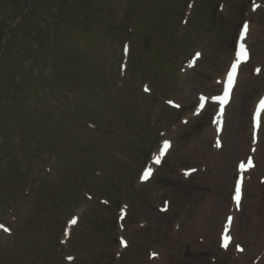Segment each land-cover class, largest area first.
I'll use <instances>...</instances> for the list:
<instances>
[{
  "label": "rangeland",
  "instance_id": "374dc122",
  "mask_svg": "<svg viewBox=\"0 0 264 264\" xmlns=\"http://www.w3.org/2000/svg\"><path fill=\"white\" fill-rule=\"evenodd\" d=\"M73 1L0 0V154L8 153L5 160L0 162V221L14 217L23 201L18 221L12 227L14 234L0 237V264H21L26 256L29 264H57L54 245L64 219L70 215L66 209L68 198L76 195V202L82 201L78 208L85 207L87 203L81 193L83 189L96 192L98 198L109 197L111 201L115 200L114 207L108 209L88 205L93 206V214L84 215V224L88 217H96L93 222L96 228L92 234V243L79 240V232L74 236V251L93 253L91 264H104V261L108 263L117 253L120 231L116 224L115 206L119 198L122 203H130L127 223L131 227L123 235L129 237L133 245L123 256L122 264H146L148 259L144 249L149 247L161 254L163 264H209L210 257H218V253H214L215 236L212 238L205 234L204 238L209 243L207 249L196 244L198 236L194 232H202L205 222H210L208 229H215L218 225L217 229L212 230L215 235L220 230L224 210L217 212V217L214 212L219 210L218 205L217 210L214 208L209 217L208 211L202 208V203L211 195L210 185L204 181V177H213L214 172H210L212 168L207 166L205 173L193 176L185 184L180 181L182 179L177 181V176L171 183L174 177L169 175V183L165 182L164 186L170 184V187H162L155 178L151 183L139 187L134 184L135 176L146 160L148 146L142 151L137 150L140 145L135 146L130 156L126 153L128 161L121 154L119 165L114 158L118 155L117 148H122L120 152H124L122 144L132 142L130 138L139 135V131V137H143V128L155 137L159 126L164 125L161 123L163 120H172L175 124L178 119L174 117V113L166 115L163 111L156 114L157 119L151 117V110L158 104L154 96L149 95L148 99L143 96L140 84L146 78H152L147 82L152 83V93L169 97L174 91L172 83L178 78L181 63L188 60L193 51L200 50L204 60L189 74L187 82L183 84V91L179 90L175 94L179 95L178 98L184 104L189 105L194 103L197 92L208 95L217 93L219 90L212 79L217 75H211L225 70L231 59L237 30L249 17L251 26H254L249 41L253 61L242 69L228 114L225 139L228 138L223 145L227 148L223 156L226 157L228 153L227 156L232 158H229L232 160L231 166L228 164L230 161L221 162L225 166L228 164L230 171L234 169L240 149L237 139H241L240 135H233L234 130L240 125L238 121L247 120L253 101L264 90V0H255L262 5L255 13H251L249 0H225L223 15L212 16L217 0H151L152 4L149 6L146 4L147 0ZM188 2L195 6L196 14H192L193 18L188 19L189 25L184 27L180 17H189ZM167 4H171L168 12L165 11ZM136 11L137 16L141 13L142 21H138L134 28L133 21L129 19ZM67 20L70 23H66ZM101 21L104 22L98 27ZM128 28L133 32L127 33ZM69 32L73 40L68 36ZM181 35L185 37L182 44L179 43ZM124 37L129 38L132 50L125 74L118 69ZM190 38H194L195 43H190ZM149 40L150 45H155L152 49L147 48ZM54 50L57 53L54 57L57 63L53 67L49 56ZM254 62L263 67L259 76L253 74L256 66ZM60 64L62 70L56 67ZM39 69L44 73L43 90L46 94L36 97L32 95L30 100V81L27 82L22 74L36 76ZM121 75L126 76L121 78ZM54 81L61 83L58 86L51 85ZM120 85L123 86L121 89ZM197 85L201 86L196 87ZM25 96L28 98H24ZM151 97L153 104L149 101ZM23 98L30 111L35 112L36 103L43 106L41 115L47 117L43 123L56 132L52 131L50 134L47 127L40 126L31 117L30 130L24 127L29 123L26 113L23 120L16 118L15 114L16 102ZM158 106L162 108L161 105ZM7 112L15 117H11L12 121H20L18 123H21V127L14 129L12 122H4L3 115ZM210 113L211 110L179 130L177 145L170 156L174 168L197 167L202 162H210L209 134L214 136L212 129L209 134L206 132ZM62 116L68 117L67 120ZM86 122L99 127V132L93 134ZM44 130L45 134L50 135L44 138L45 143L40 146L35 140L43 136ZM251 133L250 130L248 135H244L243 141L248 146L243 150V155L250 144L254 145ZM6 135H9L11 141L7 145L4 139ZM151 142L154 143L153 138L149 139V143ZM185 146L189 149L187 154L183 153ZM54 156L57 157L59 167L47 177L44 168L52 167ZM100 159L108 163V166L102 164ZM84 161L91 167L86 177L87 167L84 169ZM229 169L224 172V176L217 175L215 181H222L228 186ZM260 174L261 171L255 173L253 178L256 180ZM65 177L71 183L64 182ZM35 178L36 182L33 183ZM178 184L183 186L176 188ZM31 185L29 195L23 197L24 191ZM111 185L118 189H112ZM211 187L214 188V184ZM108 190L115 192L116 197L111 198ZM152 191L156 193L155 198L150 197ZM164 195L170 199L172 209L169 215L161 217L155 213L154 207L160 205ZM222 201L226 206L227 200L223 198ZM260 201L264 202V199ZM183 203L187 206L186 222L181 229L184 235L171 238L168 234L169 224ZM252 204H255L253 199L247 200L244 210L245 206L250 209ZM55 205L65 208L63 216ZM257 212L259 217L249 224L252 235L261 223V233H264V203L258 207ZM213 215L216 216V223L214 220L207 221ZM249 215L246 211L243 219ZM140 221L144 222L145 228L137 227ZM243 226L242 222L239 229L241 237ZM263 240L264 235L261 241ZM138 245H141L144 252ZM261 246L263 244L258 247ZM227 262L225 257L218 264H229Z\"/></svg>",
  "mask_w": 264,
  "mask_h": 264
},
{
  "label": "trees",
  "instance_id": "16d2710c",
  "mask_svg": "<svg viewBox=\"0 0 264 264\" xmlns=\"http://www.w3.org/2000/svg\"><path fill=\"white\" fill-rule=\"evenodd\" d=\"M75 2L76 3L77 2L79 3L80 0H74L73 3H75ZM93 3H95V2H93ZM67 22L70 23L69 20H67L66 23ZM72 28H74V26ZM69 33H68V36L70 37V34ZM50 53H52V54H51V56H49V60H51V61L54 60L57 63L56 59H54L55 55L57 54L56 51L54 50L53 52H50ZM56 67H57V69L62 70V65L61 64L59 66H56ZM38 71L39 72H37L36 76H30V77H28L26 75V73L22 74L23 76H25L27 82L30 81V85L28 87V90L31 91V93H30V100H31V96L32 95H33V97L41 96L42 95L40 89L36 86V84H40L41 86H43V83L42 82L45 83V79H44V75H43L44 73H43V71L41 69H39ZM60 83H61L60 81L59 82L54 81V82L51 83V85H57L58 86ZM37 93H39V94H37ZM21 95L23 96V94H21ZM28 96H29V94H28ZM24 98H28V97L25 96ZM24 98L16 102L17 103L16 104V107H15V114L17 115L16 118H18L20 120H23V119H25L24 114L26 113V117L27 118L28 117H31V118H33V120L38 121L39 124L41 123L40 126H45V124L43 123V120L45 119V115L44 114H42V115L37 114V113H35L32 110L30 111L29 110V106L26 104ZM34 102H38V101H34ZM21 111H23V112L21 113ZM29 113H33V115H30ZM4 114H6V115H3L4 122L7 123L8 121H10L13 124H19V125H21V123H18V122H20V121H18V119L16 121H12L11 120V117H13V116L10 114V112L4 113ZM34 117H36V118H34ZM13 118H15V117H13ZM4 139H5V145L10 144L11 141H10L9 135L8 136L7 135L4 136Z\"/></svg>",
  "mask_w": 264,
  "mask_h": 264
},
{
  "label": "bare ground",
  "instance_id": "6f19581e",
  "mask_svg": "<svg viewBox=\"0 0 264 264\" xmlns=\"http://www.w3.org/2000/svg\"><path fill=\"white\" fill-rule=\"evenodd\" d=\"M249 38V37H248ZM247 38V39H248ZM232 103V102H231ZM229 106H231V104L229 105ZM227 115H228V113H227ZM250 136L252 137V133L250 134ZM214 138H215V134H214ZM259 138H260V141H259V143H258V145H257V147H258V149H257V151H256V156H257V158H258V161H259V164H261V167H262V162H263V164H264V138H263V140H262V135L260 134L259 135ZM260 143H261V145H260ZM223 145H224V143H223ZM260 146H261V148H260ZM226 148L227 147H223L222 148V150H225L226 151ZM254 148H256V145H253V144H250V146L247 148V151H246V153H247V156H246V158L248 157V155H252V153H253V151H254ZM225 151L223 152V153H225ZM245 153V154H246ZM255 154V153H254ZM221 156H219L217 159H216V161L218 162V163H220V171H219V173L217 174V175H221V174H223L222 173V170H223V168L225 167V165H223L221 162L223 161V159H221L220 158ZM264 168V167H263ZM227 170H224V172H226ZM228 185H229V180H228ZM245 187H250V183H248V182H246V183H244V190H245ZM214 188H215V190H217V191H219V189H221V188H223L225 191L227 190V188H228V186H225L224 184H223V182L221 181V182H217V181H214ZM220 192V191H219ZM221 193V192H220ZM222 194V193H221ZM252 195H253V193H252ZM216 198H221V197H216ZM215 198V199H216ZM244 201V195H243V199H242V202ZM261 201H259V202H257V203H255V210H257L258 209V207H259V203H260ZM215 203H217V206L219 207V210L217 211V212H222L225 208H224V205L222 204V202H215ZM254 213L255 212H251L250 214L251 215H254ZM215 221V220H214ZM215 223H216V221H215ZM217 226V225H216ZM216 226H215V228H216ZM208 227V226H207ZM234 229H235V222L233 223V225H232V232L234 231ZM233 243V242H232ZM264 245V244H263Z\"/></svg>",
  "mask_w": 264,
  "mask_h": 264
},
{
  "label": "snow or ice",
  "instance_id": "6c2138e0",
  "mask_svg": "<svg viewBox=\"0 0 264 264\" xmlns=\"http://www.w3.org/2000/svg\"><path fill=\"white\" fill-rule=\"evenodd\" d=\"M244 28H245V31H246L247 30V25H245ZM242 35H243V33H242ZM243 54L246 57V55H247L246 50L243 51ZM235 67L236 66L233 65V70L235 69ZM257 71H259V69H257ZM229 78L231 79V74H230ZM260 104H261V108H264V99L261 100ZM247 166L248 167H251V160L250 159L247 161ZM240 168L242 170H246L245 164L244 163H241ZM240 192H241V186H240V182L238 181L237 182V185H236L235 196H234V199L236 200L237 204H239ZM230 221H231V218H229V222ZM0 227H2V226H0ZM5 231H7V229H5ZM229 239H230L229 237L225 236V240H229ZM122 243H123V241H122ZM224 246L226 247L227 244H225Z\"/></svg>",
  "mask_w": 264,
  "mask_h": 264
},
{
  "label": "water",
  "instance_id": "95a60500",
  "mask_svg": "<svg viewBox=\"0 0 264 264\" xmlns=\"http://www.w3.org/2000/svg\"><path fill=\"white\" fill-rule=\"evenodd\" d=\"M2 52L0 51V54H1Z\"/></svg>",
  "mask_w": 264,
  "mask_h": 264
}]
</instances>
